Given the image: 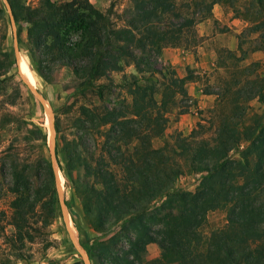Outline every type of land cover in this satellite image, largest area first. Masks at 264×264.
<instances>
[{
  "label": "trees",
  "instance_id": "1",
  "mask_svg": "<svg viewBox=\"0 0 264 264\" xmlns=\"http://www.w3.org/2000/svg\"><path fill=\"white\" fill-rule=\"evenodd\" d=\"M31 1L8 0L18 34L26 26L24 45L41 78L48 80L53 67H67L101 101L109 84L95 81L109 70L132 65L136 71L122 84L129 102L102 109L80 105L74 136L58 133L56 141L81 230L89 238L118 227L104 239L92 238L91 264H264V74L259 61L242 64L248 53L264 50V0H129L121 25L110 9L102 11L90 0ZM214 5L228 7L246 23L236 51L218 54V88L205 92L216 103L187 135L177 133L155 147L152 141L167 128L166 115L188 97L187 84L195 78L157 69L143 53L194 47L195 18L210 16ZM5 16L0 1V131L26 124L9 111L15 102L6 88L16 62L5 44ZM253 101L262 111L249 115ZM27 125L31 139L45 144L42 128ZM87 132L100 138L96 157L81 153ZM10 156L14 196L9 216L0 210V229L8 224L13 235L7 239L11 252H0V264L21 259L26 243L47 242L45 229L57 204L45 155L21 167ZM191 174L198 175L193 190L176 186ZM214 210L225 212L224 223L206 232L207 214ZM149 243L158 245L159 255L145 260ZM69 264L82 261L73 257Z\"/></svg>",
  "mask_w": 264,
  "mask_h": 264
},
{
  "label": "rangeland",
  "instance_id": "2",
  "mask_svg": "<svg viewBox=\"0 0 264 264\" xmlns=\"http://www.w3.org/2000/svg\"><path fill=\"white\" fill-rule=\"evenodd\" d=\"M0 1L3 4L2 0ZM90 2L102 11L110 9L112 18L119 25L123 24L124 17L126 16L124 10L130 5L129 0H90ZM34 3L35 0H32L31 4L33 5ZM5 14L4 19L7 25V39L5 44L14 58L12 29L6 9ZM14 24L18 41V58L19 56L24 57L35 79L32 87L39 92L52 112L55 145L56 141H58L59 134H67L69 137L74 136L76 129L73 126V121L80 113V105H96L102 109L104 106L113 107L117 105L121 99L127 102L130 101V98L125 95L122 89V84L127 80L129 74H136L132 65L124 67L122 71L109 70L106 73L105 79L94 82L95 84H109V88L104 90L103 100L99 101L83 85L85 84L84 79L76 77L71 69L67 67H53L51 68L48 80L41 78L36 72L32 58L24 45L26 26L22 24L21 31L18 34L20 25L16 23L15 19ZM245 25L246 23L244 21L233 17V13L228 7L214 5L210 16L205 18L196 16L195 18L194 29L198 42L194 47H165L159 53L151 51L143 53V56L150 59L157 69L165 72L173 71L179 77L191 74L195 78L193 82L187 84L186 90L188 97L178 99V106L166 115L167 128L165 133L163 137L156 138L152 141L153 146L158 147L162 145L164 140L171 141L177 133L187 135L200 118H207L209 110L216 103V96L206 94L205 92L214 91L218 88L216 76L217 73H222V69L218 67V54L222 58L226 54L225 50L236 51L238 45L237 35L243 30ZM243 47L246 48V44ZM136 53L139 55L140 51L136 50ZM236 53L238 54V52ZM253 53V55L252 53H248L242 64L259 61V72L264 74V55L260 56V52ZM261 53L263 54L264 50ZM149 55H151L150 58ZM17 65L18 59L15 64V77L12 83L6 88V94H10L15 102L12 107H9V111L14 117L23 120L26 124L14 123L0 131V210L4 211L7 216L10 213L9 202L14 196L9 191L12 182L10 173L12 158L10 154L13 152L16 155L19 167L23 165L27 166L28 162L39 154L45 155L47 159L49 158L48 144L50 126L48 127L45 124L46 111L21 82L18 76ZM13 86L18 87L16 93L11 90ZM249 104L251 106V109L248 111L249 115L261 113L262 106L260 104L254 101ZM183 111L185 113H182ZM29 123L42 128L46 138L45 144L40 140L34 141L31 139L30 134L27 133V129L30 128V125H27ZM56 130H59V132ZM87 133V136L83 138L84 144L81 148V153L90 152L96 157L100 151V138L96 137L92 132ZM231 156L236 157V152H231ZM57 158L58 175L61 174L63 177V181L60 182L58 180V183L59 187L61 186L60 191L65 204L66 219L63 220L62 218L56 194L57 204L55 217L45 229L44 237L47 242L37 240L33 243H26L23 250V257L16 260L13 264H69L73 257L80 259L81 257L79 252L74 248L67 229L87 257V248L92 244V238L104 239L118 230L117 226L110 225L106 234H90L89 238L84 234L81 230L84 223L78 214L76 202L75 204L72 202V183L66 174L60 153H57ZM42 180L45 182V176H43ZM197 183L198 175L191 174L181 176L177 180L176 186L193 190ZM224 220V211L214 210L209 212L207 214L205 231L208 232L211 229L221 226ZM4 223L5 221L2 222V224ZM12 235L13 229L10 225L5 224L0 229V252H7L9 250L7 239L12 238ZM123 243L124 241L122 240L121 245ZM158 255V245L149 243L146 246L144 259L149 260ZM82 264H84L83 261Z\"/></svg>",
  "mask_w": 264,
  "mask_h": 264
},
{
  "label": "water",
  "instance_id": "3",
  "mask_svg": "<svg viewBox=\"0 0 264 264\" xmlns=\"http://www.w3.org/2000/svg\"><path fill=\"white\" fill-rule=\"evenodd\" d=\"M3 5L7 11L8 18L10 21L11 29H12V36H13V52H14V59L17 62L18 59V41L16 38V33L14 30L15 24H14V17L12 13L11 6L8 2V0H2ZM18 68V76L21 80V82L24 84V86L27 88V90L40 102L44 110L46 111V114L50 120V137H49V144H48V155H49V163L53 175V180H54V188L56 190V194L58 197V203L61 211V215L63 220L66 219V213H65V204L63 200L62 193L60 191L59 183H58V158L56 154V145H55V140H54V124H53V115L51 110L48 108L45 100L42 98V96L39 94V92L30 85V83L27 82V80L23 77V75L20 73L19 66L17 65ZM68 235L70 237V240L74 246V248L79 252L80 257L83 261L84 264H90V261L87 257V255L83 252L81 249L80 245L76 242L74 237L69 233L67 229Z\"/></svg>",
  "mask_w": 264,
  "mask_h": 264
},
{
  "label": "bare ground",
  "instance_id": "4",
  "mask_svg": "<svg viewBox=\"0 0 264 264\" xmlns=\"http://www.w3.org/2000/svg\"><path fill=\"white\" fill-rule=\"evenodd\" d=\"M18 65H19L20 73L24 76V78L27 80V82L30 83V85L32 86L34 84V82H35V79L33 78V75L30 72V70L28 68V65H27L24 57L19 56V58H18ZM45 124L48 127L50 126V120H49L48 116H46ZM58 180L60 182L63 181V177L61 176V174L58 175Z\"/></svg>",
  "mask_w": 264,
  "mask_h": 264
},
{
  "label": "crops",
  "instance_id": "5",
  "mask_svg": "<svg viewBox=\"0 0 264 264\" xmlns=\"http://www.w3.org/2000/svg\"><path fill=\"white\" fill-rule=\"evenodd\" d=\"M259 52H260V54H259L260 56H263V55H264V53L262 54L261 51H257V52H255V53H259ZM253 54H254V53H252V55H253Z\"/></svg>",
  "mask_w": 264,
  "mask_h": 264
}]
</instances>
